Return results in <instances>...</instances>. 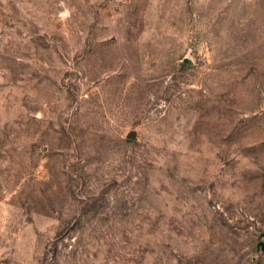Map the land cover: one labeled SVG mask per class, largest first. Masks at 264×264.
<instances>
[{
	"label": "rangeland",
	"instance_id": "rangeland-1",
	"mask_svg": "<svg viewBox=\"0 0 264 264\" xmlns=\"http://www.w3.org/2000/svg\"><path fill=\"white\" fill-rule=\"evenodd\" d=\"M0 264H264V0H0Z\"/></svg>",
	"mask_w": 264,
	"mask_h": 264
},
{
	"label": "water",
	"instance_id": "water-1",
	"mask_svg": "<svg viewBox=\"0 0 264 264\" xmlns=\"http://www.w3.org/2000/svg\"><path fill=\"white\" fill-rule=\"evenodd\" d=\"M129 136H134V133H130Z\"/></svg>",
	"mask_w": 264,
	"mask_h": 264
}]
</instances>
